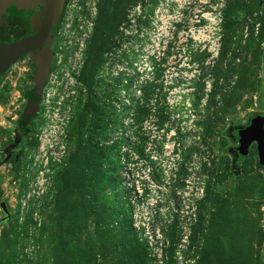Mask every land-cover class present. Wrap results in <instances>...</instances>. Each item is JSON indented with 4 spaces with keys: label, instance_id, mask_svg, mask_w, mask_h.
<instances>
[{
    "label": "rangeland",
    "instance_id": "374dc122",
    "mask_svg": "<svg viewBox=\"0 0 264 264\" xmlns=\"http://www.w3.org/2000/svg\"><path fill=\"white\" fill-rule=\"evenodd\" d=\"M92 1L70 0L62 32L83 26L86 63L71 72V51L62 45L60 84H52L54 94L29 122L25 141L18 123L35 70L25 58L0 80V264H158L127 206L121 161L132 152L122 150L124 137L135 142L133 152L149 162L155 179L171 163L178 168L177 187L193 176L205 181L187 243L176 220L162 264H264V168L255 146L239 158L230 134L264 113V0H225L223 6L189 0V10L178 9L175 0H98L91 14ZM161 9L173 20L183 16L186 28L210 25L204 14L219 16L217 55L186 35L163 49ZM134 27L148 33L139 38L135 78L127 70L130 55L121 52L111 65L106 54L114 42L133 37ZM145 41H152L150 52ZM176 89L185 93L173 95ZM57 101L72 109L62 135L55 127L63 116L53 108ZM152 116L168 129L160 144L153 143L157 148L148 149L145 121ZM60 139L65 152L57 159L59 150L50 145Z\"/></svg>",
    "mask_w": 264,
    "mask_h": 264
},
{
    "label": "built area",
    "instance_id": "2783aa9c",
    "mask_svg": "<svg viewBox=\"0 0 264 264\" xmlns=\"http://www.w3.org/2000/svg\"><path fill=\"white\" fill-rule=\"evenodd\" d=\"M97 1L98 0H93L91 3V14L95 13ZM217 1L219 2L218 4L223 6V2L225 0ZM188 2L189 0H175L174 4H176L178 9L179 7L184 8V5H186V10H189L192 8V5L191 2ZM166 6H168V4H166ZM161 7H163V5H161ZM167 8H169V6ZM160 12L162 13L159 19L163 25L161 26V29L165 34L164 41L162 42L164 44L163 49L169 47V44H173V46L181 44V39L186 35V37L190 36V38L193 40V46L197 45V47H199V45L203 44L201 45V48L207 49V52L213 54H215L216 49L218 50V45L216 43L217 38L215 36L221 33L222 21L219 16H215L212 13L204 14V19L210 25L199 28H186L181 25V23H183V16L181 18L173 20L171 19L172 16L169 15V13L171 12L169 9H161ZM87 17L89 16H85L86 19ZM133 22H135V20ZM173 22H175L176 25H173ZM72 26L73 24L69 26V29L67 31H64L69 38L67 48H69L71 54L69 57H67L66 62L69 64V70L71 69V72L77 70V68H82L86 63L88 36L86 32H82V25H80L79 28L76 27L75 29L72 28ZM185 29H188V32H186ZM130 31L131 33H134L138 30L137 27H134L131 28ZM144 32L145 33H141L142 36L147 37V30ZM169 32H172V36H169ZM196 32L198 34H195ZM198 35L205 36V39H196ZM151 47L152 41L151 43L145 44V51L148 52L149 48ZM64 60L65 57L62 51H59L54 59L50 77L43 89V94L40 102V111L42 110V104H44L45 102L49 104L50 102V100H46L45 98L50 97L52 94H54L52 84H60V82L58 81L57 67L65 63ZM109 62L111 63V61ZM111 65H113V63H111ZM122 68L123 70H126L124 67ZM127 70L132 72L134 74L133 77L135 78L136 62L134 67H129V69ZM116 75H118V73ZM192 77L194 78V75H191L189 78L192 79ZM131 82L133 83L132 87ZM123 86H125V84L119 85L120 88ZM136 87L137 80L131 79L129 81V90L135 92ZM186 92L188 93V91ZM183 93H185L183 92V90L176 89L172 94L180 95ZM60 104H63V102H55L53 108L57 110L58 113H63L62 119H59L61 123L59 124L57 122L55 126L60 130V132H62V135L63 133H65L63 130L67 129L69 125V121L72 115V109L69 104H64L63 106H61ZM156 122V118L153 116L145 121V129L148 131V136L151 137V142L147 145L148 149L157 148V146L153 143L160 144V142L164 140L167 133L168 125H165L164 128L160 129ZM125 125H127V122H125ZM172 126L173 124H171V127ZM196 127L197 125L193 124V129ZM120 131L121 130L116 132V134H119ZM173 131L176 133L175 129ZM188 131L190 132L191 130ZM125 135H127V133ZM154 140L156 142H154ZM125 141H127L126 137L123 138L124 146L122 150H124L125 152H132V154L128 157H122L121 162L125 166L124 184L128 196L127 206L131 209L133 228L136 230L138 238L150 247L152 251L151 255L155 258V262L158 264H162L163 247L167 241V233L169 232L171 225H173L176 220L184 229V237L182 242L187 243L188 234L191 231V227L194 226V224L198 220L199 202L205 195V181L199 178L198 181L195 182L196 179L193 176L192 178H190L192 180L186 181L187 186L185 188L181 189L177 187L176 182L178 179V168L171 163L167 164V166H164V169L162 171L163 176L159 179H155L152 176L153 169L149 162H146L145 164L144 160L140 159L133 152L135 151V142H131L130 138L127 143ZM64 143L65 142H63V139H60V141H58L55 145H50L51 148H56L57 150H59L58 154L55 155V158L59 159L61 154H64L66 144ZM166 148L167 150L164 151V155L168 156V148H170V146H166ZM170 152H172L171 156H174L173 151L171 150ZM178 152H181V149H179ZM175 156L179 155L176 154ZM171 160L174 161L172 157Z\"/></svg>",
    "mask_w": 264,
    "mask_h": 264
},
{
    "label": "water",
    "instance_id": "95a60500",
    "mask_svg": "<svg viewBox=\"0 0 264 264\" xmlns=\"http://www.w3.org/2000/svg\"><path fill=\"white\" fill-rule=\"evenodd\" d=\"M66 0H0V27L6 22L8 8L15 4L16 11L23 13L43 5V9L30 19L34 34L10 44L0 43V80L26 54H32L36 69L33 80L34 89L28 93L24 114L32 119L39 114L43 89L50 77L52 51L50 45L55 40L54 26L64 10ZM46 46V47H45ZM239 153L247 156L253 144L264 168V115L254 117L251 123L238 132Z\"/></svg>",
    "mask_w": 264,
    "mask_h": 264
},
{
    "label": "flooded vegetation",
    "instance_id": "af4514ba",
    "mask_svg": "<svg viewBox=\"0 0 264 264\" xmlns=\"http://www.w3.org/2000/svg\"><path fill=\"white\" fill-rule=\"evenodd\" d=\"M69 2H70V0H66L64 10L62 11L60 18H59L58 22L56 23V25L54 26V29H53V31L55 32V40L50 45V48L52 51L50 72L52 71L53 62H54V59H55L57 53L59 51H62V49H63L62 45H64L65 48L68 47V43H69L68 39L69 38H68L67 34L62 33L63 32L62 30H63V22L65 19V14H66L67 6H68ZM16 8H17V6L15 4H12V6L10 8H8V10L5 14L6 22L0 27V43H2V44H10V43L18 41L22 38L33 35L34 30L31 28L30 19L43 9V5H38L35 9L30 10V11L25 12V13H23L21 11H16L17 10ZM145 19H147V16H145ZM146 29L144 28L145 31H146ZM140 37L142 38L143 36H142V34H140V30H138L137 32L133 33V37H129V38H127V40H123L122 43L119 42V44H116L114 42L113 44H111L110 47L106 49V54L108 55V58L110 59L109 61H111V63H113V64L119 62L117 57H119V54L122 52L123 55L125 54V56L126 55L131 56L130 57V63H131L130 67H134L136 55L139 51V47L142 44V43H140V44L138 43ZM144 38H146V37L144 36ZM145 44H147V41L144 42V45ZM67 49H69V48H67ZM109 56H111V57H109ZM25 58L28 59L30 67L36 71V69L33 65L32 54L29 53V54L22 56L18 62H21ZM8 73H9V71L2 76V79L5 78V76ZM32 79H33V77H32ZM256 116H257V114L254 117H256ZM251 121H252V119H251ZM251 121L247 125H245L244 127H238L236 129L231 130L230 134L234 135L235 139L237 140V148H239V146H240V138L238 136V132L240 130L246 128L251 123ZM252 146L256 147L255 144H253ZM117 147L120 148V145L118 144ZM238 157L243 159V157H246V156H242L239 153Z\"/></svg>",
    "mask_w": 264,
    "mask_h": 264
},
{
    "label": "trees",
    "instance_id": "16d2710c",
    "mask_svg": "<svg viewBox=\"0 0 264 264\" xmlns=\"http://www.w3.org/2000/svg\"><path fill=\"white\" fill-rule=\"evenodd\" d=\"M260 114L264 115V113H258L257 116L260 115ZM32 119L28 118L25 114H23L21 119L19 120L18 125H19V130H20V132H21V134L23 136V141H25L27 136L29 134H31V130H30V127H29V122Z\"/></svg>",
    "mask_w": 264,
    "mask_h": 264
},
{
    "label": "bare ground",
    "instance_id": "6f19581e",
    "mask_svg": "<svg viewBox=\"0 0 264 264\" xmlns=\"http://www.w3.org/2000/svg\"><path fill=\"white\" fill-rule=\"evenodd\" d=\"M196 39H205V36H203V35H198L197 37H196ZM217 50V49H216ZM216 52V51H215ZM216 54V53H215ZM217 55V54H216Z\"/></svg>",
    "mask_w": 264,
    "mask_h": 264
}]
</instances>
